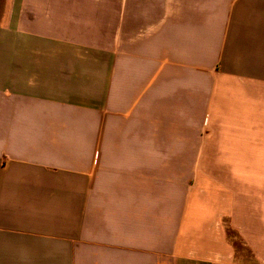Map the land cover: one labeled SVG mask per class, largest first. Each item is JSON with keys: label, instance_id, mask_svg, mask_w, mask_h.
Here are the masks:
<instances>
[{"label": "crops", "instance_id": "0c3cea01", "mask_svg": "<svg viewBox=\"0 0 264 264\" xmlns=\"http://www.w3.org/2000/svg\"><path fill=\"white\" fill-rule=\"evenodd\" d=\"M75 5L2 1L0 264H264V0Z\"/></svg>", "mask_w": 264, "mask_h": 264}, {"label": "rangeland", "instance_id": "374dc122", "mask_svg": "<svg viewBox=\"0 0 264 264\" xmlns=\"http://www.w3.org/2000/svg\"><path fill=\"white\" fill-rule=\"evenodd\" d=\"M2 1L0 0V14L3 11ZM79 5L75 6H62V7H56V9L53 6H48L49 16H53V13H56L59 11V9H62V12L66 14V12L74 14L80 22H86L87 26L89 25V33L92 31L96 34V42L97 45L102 46L104 45V38H109V36L116 39L118 42V15H119V9H120V0H78ZM9 8V7H7ZM4 8V16L1 20V24L7 25L9 22L8 19V9ZM20 7H16V9H19ZM37 10H39L41 7H35ZM15 11H13L9 17L11 21L14 19ZM89 24H88V23ZM108 27H112L111 33L107 29ZM115 30L113 31V28Z\"/></svg>", "mask_w": 264, "mask_h": 264}]
</instances>
